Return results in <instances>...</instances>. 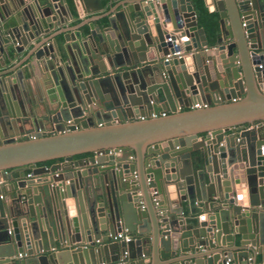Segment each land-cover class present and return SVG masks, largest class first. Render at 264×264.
Masks as SVG:
<instances>
[{"label":"water","instance_id":"1","mask_svg":"<svg viewBox=\"0 0 264 264\" xmlns=\"http://www.w3.org/2000/svg\"><path fill=\"white\" fill-rule=\"evenodd\" d=\"M23 1L24 40L69 15ZM202 2L213 44L191 0H122L100 32H62L66 61L55 39L29 55L36 101L0 81V264H264V0Z\"/></svg>","mask_w":264,"mask_h":264},{"label":"crops","instance_id":"2","mask_svg":"<svg viewBox=\"0 0 264 264\" xmlns=\"http://www.w3.org/2000/svg\"><path fill=\"white\" fill-rule=\"evenodd\" d=\"M23 2L27 4L25 0ZM121 2L122 0H99V7L98 0H88L86 3L81 0L79 2L77 0L76 3H73V0H66L70 17L64 9V6L60 13L61 16L65 18V23L51 30L48 34H41L33 41H28L27 39L24 40L25 36H20L12 30L15 26L13 17L20 6L19 0H0V49L3 48L2 53H0V81L5 82V84L7 82H9V84L15 83L18 87L22 86L25 93L24 95L27 94L28 97L30 96L31 99L36 101L38 90L42 88V75L36 60L34 58H32L33 60L28 59L29 55L44 42L48 41L47 43L51 45L52 39L58 42L60 49L63 51L62 47L65 42L62 32L65 31H69L74 35L80 33L82 37H86L90 32L91 25L94 29H99L100 32L101 29L106 27L107 18L112 12L120 10L119 4H121ZM205 9L209 12L206 7ZM214 15L218 19L217 14L214 13ZM196 24L197 28H201L198 24L197 17ZM23 41L25 42L23 43ZM45 46L47 47L45 44L42 49L45 50ZM15 49L19 51V54ZM48 51L49 49L47 47V52ZM50 51L52 50L50 49ZM68 53L72 58H77L79 54L78 46L75 44L70 46L68 48ZM63 57L66 61L67 53L65 51H63ZM58 67L62 68V71H64L62 65ZM88 157L82 159L74 158V160H83ZM54 165L62 166L64 165V161L55 162L51 166ZM9 172L11 173L13 171H8V174ZM55 172L59 173V171ZM30 173V170L24 173H14V180H30V178L26 177ZM1 196L3 200L8 197L4 192ZM242 197L243 203H245L244 205L246 206L248 201L246 190L242 191ZM187 210L188 208L185 206L184 215H187ZM16 257L20 259L18 255ZM21 260H23V258H21Z\"/></svg>","mask_w":264,"mask_h":264},{"label":"trees","instance_id":"3","mask_svg":"<svg viewBox=\"0 0 264 264\" xmlns=\"http://www.w3.org/2000/svg\"><path fill=\"white\" fill-rule=\"evenodd\" d=\"M191 1L194 11L196 13L198 24L204 30L209 43L213 44L218 29L216 16L214 14H210L209 12H207L202 0H191ZM88 156L89 154H82L75 156L74 158L82 159ZM59 161H62V159L39 163L37 164V166L50 167L55 162H59Z\"/></svg>","mask_w":264,"mask_h":264},{"label":"built area","instance_id":"4","mask_svg":"<svg viewBox=\"0 0 264 264\" xmlns=\"http://www.w3.org/2000/svg\"><path fill=\"white\" fill-rule=\"evenodd\" d=\"M166 41H167V42H171V39L168 38ZM177 46H178V43L176 42V43L173 45L174 52H173L172 55H169V56H179V55L182 53V52L177 48ZM199 107H201V106H198V105L194 106V108H199ZM166 115H167L166 112L162 111V112H160V113H158V114H153V113H152V114L150 115L149 118L154 119V118H158V117H165ZM144 119H146V118H145V117H140V118H139V120H144ZM26 177H27V178H31L30 174H28ZM131 177H132V179L135 180V179H136V174L133 173ZM110 240H111L112 242H116V241H118V242L128 243V242H130V240H131V236H130L129 234H127L125 231H121V232L116 233L114 236L110 237ZM97 242H98V241H96V243H97ZM18 258H21V256L18 255ZM116 264H124V262L121 260L120 262H118V263H116ZM226 264H227V263H226Z\"/></svg>","mask_w":264,"mask_h":264}]
</instances>
